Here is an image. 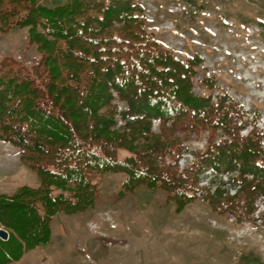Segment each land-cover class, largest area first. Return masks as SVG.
Wrapping results in <instances>:
<instances>
[{"label":"trees","instance_id":"16d2710c","mask_svg":"<svg viewBox=\"0 0 264 264\" xmlns=\"http://www.w3.org/2000/svg\"><path fill=\"white\" fill-rule=\"evenodd\" d=\"M42 1L0 0V34L26 30L39 54L29 68L0 61V142L18 151L39 182L0 194V229L8 236L0 240V264L47 245L56 215L91 209L108 174L125 177L118 196L159 189L177 213L194 200L189 192L204 170L235 174L229 181L238 191L218 195L219 211L241 203L250 214L257 198L264 202L260 138L239 136L238 112L225 94L214 104L192 93L198 56L180 61L161 49L132 0H59L53 8ZM181 128L211 136L179 173L166 157L176 155L173 135ZM217 130L226 140L214 144Z\"/></svg>","mask_w":264,"mask_h":264},{"label":"rangeland","instance_id":"374dc122","mask_svg":"<svg viewBox=\"0 0 264 264\" xmlns=\"http://www.w3.org/2000/svg\"><path fill=\"white\" fill-rule=\"evenodd\" d=\"M132 1L141 8L145 31L161 49L180 61L199 57L192 93L210 96L214 104L222 94L234 101L239 136L258 135L264 151V0ZM41 4L53 8L62 2ZM27 39L26 30L0 34V61L9 57L28 68L35 64L39 54ZM117 106L123 110L124 104ZM152 133L159 134L157 122ZM209 136L208 131L176 130V155L167 156L166 162L176 160L179 173L189 169L194 154L206 150ZM212 140L217 144L226 137L217 130ZM234 176L204 170L191 186L194 200L177 213L159 189L142 187L118 196L125 177L108 174L97 184L91 209L56 215L49 243L15 264H264L263 200L254 201L250 214L241 203L217 209L220 193L224 198L238 191L229 181ZM38 184L35 173L19 161L18 151L0 142V194Z\"/></svg>","mask_w":264,"mask_h":264},{"label":"water","instance_id":"95a60500","mask_svg":"<svg viewBox=\"0 0 264 264\" xmlns=\"http://www.w3.org/2000/svg\"><path fill=\"white\" fill-rule=\"evenodd\" d=\"M7 238H8L7 233L5 231H3V230H0V240L1 241H6Z\"/></svg>","mask_w":264,"mask_h":264}]
</instances>
